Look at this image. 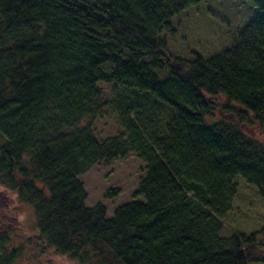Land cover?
<instances>
[{
	"label": "trees",
	"instance_id": "1",
	"mask_svg": "<svg viewBox=\"0 0 264 264\" xmlns=\"http://www.w3.org/2000/svg\"><path fill=\"white\" fill-rule=\"evenodd\" d=\"M207 1L0 0V186L32 209L40 255L264 264L263 230L223 222L237 178L264 199V143L246 131L264 137V0H247L260 17L227 50L170 53V22ZM105 112L119 130L101 139ZM130 155L145 166L135 198L110 218L88 208L80 178ZM10 243L0 231V264L18 258Z\"/></svg>",
	"mask_w": 264,
	"mask_h": 264
},
{
	"label": "rangeland",
	"instance_id": "2",
	"mask_svg": "<svg viewBox=\"0 0 264 264\" xmlns=\"http://www.w3.org/2000/svg\"><path fill=\"white\" fill-rule=\"evenodd\" d=\"M259 17V9L247 0H208L184 11L170 22L175 33L171 38L168 36V50L184 58H188L192 50L205 58L213 56L230 48L237 34ZM98 89L109 100L111 87L99 84ZM118 130L115 119L108 112L95 124V131L101 139L114 135ZM246 131L264 143V137L256 128ZM144 168L135 155L107 166L94 167L80 178L88 196L85 205L92 208L98 203L103 204L107 209V218H110L117 207L135 198L138 183L145 174ZM235 185L231 210L223 221L226 227L224 233L249 234L261 230L264 233V199L240 178L235 180ZM116 189L119 190L117 196L105 199L106 192ZM4 192L0 186V205H6L4 209L0 208V213H4L0 217V231L9 229L10 246L20 251L14 264H75L56 256L52 250L40 255L34 249L31 243L35 239L32 209L17 204L15 195L10 198L2 196Z\"/></svg>",
	"mask_w": 264,
	"mask_h": 264
}]
</instances>
